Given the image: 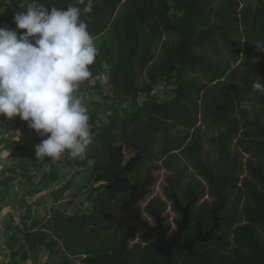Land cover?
Returning <instances> with one entry per match:
<instances>
[{"label":"trees","instance_id":"1","mask_svg":"<svg viewBox=\"0 0 264 264\" xmlns=\"http://www.w3.org/2000/svg\"><path fill=\"white\" fill-rule=\"evenodd\" d=\"M32 2L0 0V9L12 14L11 25L3 28L17 31L13 7L26 12ZM37 2L49 11L80 8L94 38L98 55L89 66L91 76L76 93L88 108L93 142L82 157L66 152L54 161L36 158L39 143H30L25 130L19 139L7 136L4 148L12 149L16 163L0 169V200L15 181L37 193L66 179L60 171L65 162L75 171L91 167L83 187L90 189L92 160L106 163L113 142L142 156L137 166L141 181L157 170L167 171L162 195L136 205L141 217L165 208L168 201L178 210L173 194L183 203L182 197L192 201L198 196L199 201L207 193L210 198L196 209L197 221L208 229L211 210L222 204L218 214L225 220L216 237L198 243L193 253L175 251L166 258L151 243L143 244L148 239L129 245L137 235L127 237L124 227L108 218L121 213L127 195L118 198V192L95 183L85 199L92 203L90 210L55 213L53 221L40 227L33 204L22 199L21 222L12 218L6 226L9 263L40 264L44 246L50 252L45 264H78L74 258L81 264H264V94L252 87L256 80L264 84V51L256 46L264 43V0H92L88 13L83 9L89 0ZM106 71L108 92L101 77ZM161 85L169 98L155 91ZM88 92L100 99H90ZM142 95L146 98L140 103ZM124 105L131 109L123 110ZM102 106L111 113L108 123L100 124ZM26 122L12 118L18 128ZM74 176L53 193L65 191ZM155 182L154 175L150 184Z\"/></svg>","mask_w":264,"mask_h":264},{"label":"clouds","instance_id":"2","mask_svg":"<svg viewBox=\"0 0 264 264\" xmlns=\"http://www.w3.org/2000/svg\"><path fill=\"white\" fill-rule=\"evenodd\" d=\"M91 10L89 0L83 12ZM81 14L78 7L49 11L33 0L14 16L17 28L27 30L19 38L0 27V115L19 116L47 137L36 145L37 159L56 161L66 152L82 157L93 142L88 108L76 93L91 76L98 49ZM256 46L264 51V43ZM252 87L264 94L260 80Z\"/></svg>","mask_w":264,"mask_h":264},{"label":"rangeland","instance_id":"3","mask_svg":"<svg viewBox=\"0 0 264 264\" xmlns=\"http://www.w3.org/2000/svg\"><path fill=\"white\" fill-rule=\"evenodd\" d=\"M19 7H13V11L20 12ZM11 12L0 9V27H4L7 25H11L12 23V16ZM18 38L21 35L19 33V30L16 26ZM107 67V65L105 64ZM102 80L105 83V92H108V71L104 72L102 75ZM95 80H93L94 82ZM157 93L162 95L164 98H169V93L165 90V88L161 85L158 86L155 90ZM87 96L91 99H100V97L97 94L87 93ZM146 98L145 95H142L139 97V102L142 103L143 100ZM123 110H130L131 105H124L122 107ZM101 113V121L100 124L108 123L109 121V114L111 113L109 110H107L104 106L100 108ZM24 128H18L12 123V118H8L6 115H0V169L7 168L10 166L15 165L16 159L14 160L11 156L12 149H5L4 148V141L7 136L11 134L21 135L24 130L27 133V140L29 142H37L41 143L43 136H41L37 131L29 127V123L26 122ZM236 141H234L232 147L235 146ZM208 147V145L206 146ZM135 153L134 149H130L129 151L125 152V158H130ZM248 156V155H246ZM215 161V159H212ZM90 164V162L88 163ZM73 165L70 162H65L64 166H60L61 173H66L67 178L63 179L62 181L53 184L50 188L43 190L42 192L37 193H30L28 191L29 186L28 185H21L20 182L15 181V187L10 191L9 194H7L2 200H0V244H2V252L0 253V264H10V257L5 252L4 245H6V240L8 239V232L6 230L7 223L11 221L12 218H15L16 222H21L20 220V214L25 212V209L21 206L22 199L27 200L29 203L33 204V212L35 216H38L40 218V226L49 223L50 221H53L55 213H57L58 217L61 216V211L66 214L70 215L77 211L86 212L91 209L92 203L87 202L86 196L87 191L92 188V186L97 183L100 184L101 182H93L91 183V188H83L86 187V180L91 175L92 170L91 167H85L82 166L81 168H78V171H75L73 169ZM42 170H39V174ZM190 173H194V170L192 168L189 169ZM8 175H13L11 172L7 173ZM166 174L167 171L165 169L157 170L154 172V175L156 176V182L153 186V192L151 195H148L147 198L142 202L143 205H145L149 199H151L152 195H162L163 186L166 183ZM75 175V176H74ZM75 177L73 182H71L68 186V188L61 192L59 191L57 195L53 193L55 189H60L64 185L67 184L68 180L73 179L72 177ZM40 177L35 178L34 182L39 183ZM164 197V196H163ZM171 202H169L170 204ZM57 210V211H56ZM60 214V215H59ZM171 216L175 217L176 214L171 213ZM149 217V216H148ZM119 236L121 233L118 234ZM140 241V238L137 237L135 239H132L129 242V245H134L135 241ZM145 244V242H143ZM64 241L60 240V246L59 250H64ZM9 254V253H8ZM50 252L49 250L44 247L40 246L39 248V263L45 264L49 260ZM52 259H56L55 257H52ZM75 261L78 264H81L79 258H74ZM30 262H26L24 264H29ZM23 264V263H22Z\"/></svg>","mask_w":264,"mask_h":264},{"label":"water","instance_id":"4","mask_svg":"<svg viewBox=\"0 0 264 264\" xmlns=\"http://www.w3.org/2000/svg\"><path fill=\"white\" fill-rule=\"evenodd\" d=\"M124 150V145H115L113 142H110L109 162L106 165H103L92 160V165L95 170V182L112 180V183L110 184L112 191L126 188L132 190L129 199L121 208L124 214L120 216L108 215V218L116 222L119 226H122L123 224L126 225L127 237H132L140 228L145 231V238L157 236V239L152 243V247L166 258L173 256V248L178 251L186 250L189 253H193L194 244L197 242H208L216 237L215 231L221 227L222 222V218L217 215V212L224 208L223 204L212 212L214 225L211 229L204 232V230L200 228L199 232L187 238H182V235L191 226V207L196 203L197 198L190 201L186 206L180 202L178 197L176 198V206L183 213V216L178 229L174 232V235L171 238H168L170 227L164 226V219L161 217V211L153 212L157 219V225L154 227L151 226L146 219H143L138 212L136 205L148 193L146 188L147 182L140 187L139 184H132L122 175L125 171H131L133 166L141 160V157L130 159L124 164ZM4 248L7 254L11 252L6 245H4Z\"/></svg>","mask_w":264,"mask_h":264},{"label":"flooded vegetation","instance_id":"5","mask_svg":"<svg viewBox=\"0 0 264 264\" xmlns=\"http://www.w3.org/2000/svg\"><path fill=\"white\" fill-rule=\"evenodd\" d=\"M115 145H120V143H117V144H115ZM121 145H124V144H121ZM124 147H125V150H124V154H125V152L126 151H129L127 148H126V146L124 145ZM110 151V150H109ZM137 157H141V160H142V156L135 150V153H134V155L133 156H131L130 158H125V156H124V164L126 163V162H128L130 159H135V158H137ZM140 160V161H141ZM139 161V162H140ZM109 162V160L106 162V163H104L103 165H106L107 163ZM139 162H137L134 166H133V168H132V170L131 171H129V172H127V171H125V172H123L122 173V175L125 177V178H127L132 184H139V186L141 187L144 183H146L147 182V186H146V188H147V190H148V193L146 194V196L142 199V200H140L138 203H141L144 199H146V197L148 196V195H150L152 192H153V185H151L150 183H151V180H152V178L154 177V175L153 174H151L150 176H148V177H146L144 180H142L141 181V178H140V176H139V174H140V172H139V170L137 169V166H138V164H139ZM101 183H103L104 184V188H108V189H110L111 190V188H110V184L112 183V180H110V181H103V182H101ZM112 191V190H111ZM113 192H118L119 194H118V198H123L124 197V195H127V199L126 200H124V201H122V203H121V207L120 208H122V206L125 204V202L129 199V196H130V194L132 193V190L131 189H129V188H126V189H122V190H118V191H113ZM174 195V198H175V201H174V204L176 205V194H173ZM155 196H157V195H152V197H151V199L152 198H155ZM198 196H195V198H197ZM183 198V205L184 206H186L191 200H188L187 201V199H186V197H182ZM208 198H210V196H209V194H205L204 196H202V199H200L199 201H198V198H197V201H196V203L191 207V226H190V228L189 229H187L184 233H183V235H182V238H187V237H191V236H193L194 234H196L197 232H199L200 231V228H202L203 230H204V232H206L207 230H209V229H211V227L214 225V219H213V214H212V219H213V223H212V225L208 228V229H204V227H203V225H202V221H197V219H196V212H197V210L196 209H198V207L202 204V203H204V201L206 200V199H208ZM151 199H149V200H151ZM169 202H171V201H168V204L165 206V208H163V209H160V210H158V211H156V210H152V211H150V214H148L147 212L145 213V215H143L142 216V218L143 219H146L149 223H150V225L151 226H156L157 225V219H156V217L154 216V211H156V212H159V211H161V217L164 219V222H163V224H164V226L165 227H170V229H169V231H168V238H171V237H173V235H174V232L178 229V226H179V223L181 222V220H182V216H183V213L178 209V210H176L175 208H174V206H173V204H172V202L169 204ZM138 203H137V205H138ZM177 207V206H176ZM217 208H219V207H217ZM217 208H214V209H212L211 211L213 212L214 210H216ZM220 211V210H219ZM218 211V212H219ZM218 212H217V215H219L218 214ZM171 213H173V214H176V216L175 217H173V216H171L170 214ZM195 213V214H194ZM124 213L122 212V210H121V213L119 214V215H115V216H120V215H123ZM149 216V217H148ZM221 218H222V222H223V220H225V218L223 217V216H221V215H219ZM221 222V223H222ZM195 223H197V225L196 226H194V224ZM122 227H124V229H125V231H126V235H127V227H126V225L125 224H123L122 225ZM193 227V232L190 234L189 232H190V229ZM220 229V228H219ZM216 232V231H215ZM144 233H145V231L143 230V229H139L134 235H137L136 236V238L137 237H139L140 238V241L142 240V238H144V239H148L147 241L148 242H145V244H148V243H151V245H152V243L157 239V236H155V237H152V238H145L144 237ZM136 242H139V240L138 241H135V243ZM134 243V244H135ZM198 243H203V242H197L196 244H194V247L198 244ZM194 247H193V250H194ZM175 251H178L177 249H175V248H173V256H174V253H175ZM184 251H186V250H181V251H178V252H184ZM186 252H188V251H186Z\"/></svg>","mask_w":264,"mask_h":264}]
</instances>
